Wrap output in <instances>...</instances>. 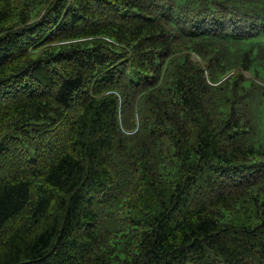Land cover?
Wrapping results in <instances>:
<instances>
[{
	"label": "trees",
	"instance_id": "16d2710c",
	"mask_svg": "<svg viewBox=\"0 0 264 264\" xmlns=\"http://www.w3.org/2000/svg\"><path fill=\"white\" fill-rule=\"evenodd\" d=\"M0 264H264V0H0Z\"/></svg>",
	"mask_w": 264,
	"mask_h": 264
}]
</instances>
